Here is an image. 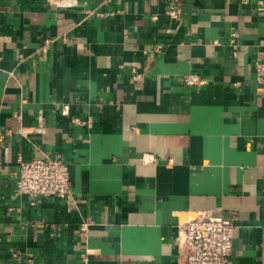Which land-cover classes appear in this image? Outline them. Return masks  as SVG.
Masks as SVG:
<instances>
[{"label": "crops", "instance_id": "0c3cea01", "mask_svg": "<svg viewBox=\"0 0 264 264\" xmlns=\"http://www.w3.org/2000/svg\"><path fill=\"white\" fill-rule=\"evenodd\" d=\"M173 1L0 0V264H185L202 212L264 264V0ZM55 155L72 197L16 194Z\"/></svg>", "mask_w": 264, "mask_h": 264}, {"label": "built area", "instance_id": "2783aa9c", "mask_svg": "<svg viewBox=\"0 0 264 264\" xmlns=\"http://www.w3.org/2000/svg\"><path fill=\"white\" fill-rule=\"evenodd\" d=\"M173 2L176 6L168 13L176 17L179 0ZM236 37V33L233 32L229 42L234 44ZM263 72L264 64L256 61L254 73L257 82H262ZM181 81L188 86L199 85L202 82L194 73L183 75ZM61 112L68 113L67 104L61 106ZM15 192L31 198H71L68 163L59 155L20 161ZM89 225L87 220L80 222L78 230L82 236H87ZM234 228L233 217L202 212L178 221L174 241L185 264H232ZM87 256V251L81 254L82 261H87Z\"/></svg>", "mask_w": 264, "mask_h": 264}]
</instances>
